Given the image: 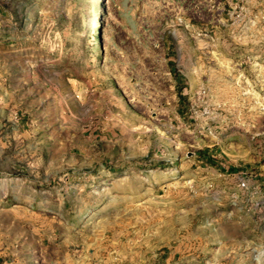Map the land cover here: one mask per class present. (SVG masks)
<instances>
[{
    "label": "rangeland",
    "instance_id": "1",
    "mask_svg": "<svg viewBox=\"0 0 264 264\" xmlns=\"http://www.w3.org/2000/svg\"><path fill=\"white\" fill-rule=\"evenodd\" d=\"M0 264H264V0H0Z\"/></svg>",
    "mask_w": 264,
    "mask_h": 264
},
{
    "label": "trees",
    "instance_id": "2",
    "mask_svg": "<svg viewBox=\"0 0 264 264\" xmlns=\"http://www.w3.org/2000/svg\"><path fill=\"white\" fill-rule=\"evenodd\" d=\"M168 65L171 66V63H168ZM169 73L171 74L172 79L174 80L175 92H176V95L178 97V102H181V100H182V99H180L181 98L180 92H181V89H182L181 78L178 75V73L174 70L173 67H169Z\"/></svg>",
    "mask_w": 264,
    "mask_h": 264
},
{
    "label": "built area",
    "instance_id": "3",
    "mask_svg": "<svg viewBox=\"0 0 264 264\" xmlns=\"http://www.w3.org/2000/svg\"><path fill=\"white\" fill-rule=\"evenodd\" d=\"M240 186H242V187H243V183H240Z\"/></svg>",
    "mask_w": 264,
    "mask_h": 264
}]
</instances>
